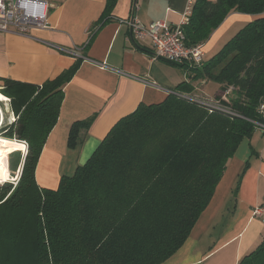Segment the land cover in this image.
<instances>
[{"label":"trees","instance_id":"obj_1","mask_svg":"<svg viewBox=\"0 0 264 264\" xmlns=\"http://www.w3.org/2000/svg\"><path fill=\"white\" fill-rule=\"evenodd\" d=\"M117 1L108 0L105 16ZM234 12L261 15L264 0H196L183 28L187 45L204 44ZM78 67L42 86L8 79L0 86L17 117L4 137L29 148L24 160L10 161L13 172L20 168L17 186H0V264H164L190 237L242 140L256 131L250 120L260 119L264 97V18L245 26L201 68L192 67L198 78L220 85L215 99L239 117L174 95L141 104L72 177L56 189L41 188L36 168ZM92 122L71 127L70 148ZM7 157L0 161L2 180L11 178L3 166ZM239 264H264V241Z\"/></svg>","mask_w":264,"mask_h":264},{"label":"crops","instance_id":"obj_2","mask_svg":"<svg viewBox=\"0 0 264 264\" xmlns=\"http://www.w3.org/2000/svg\"><path fill=\"white\" fill-rule=\"evenodd\" d=\"M44 1L50 4L51 29H33L30 37L0 33V86L5 79L42 86L79 63L64 87L58 122L36 168L41 188L56 189L63 177H72L122 118L141 104L163 103L167 90L213 99L221 95L220 85L198 78L188 64L154 60L151 40L135 38L125 23L132 19L134 0H118L107 16L108 0ZM195 1L138 0L136 19L147 26L163 20L175 27ZM262 18L264 13L230 14L204 43L206 62L245 26ZM89 119L90 128L82 131L78 146L70 148L71 127ZM2 148L0 155L6 153L7 147ZM258 207L264 208L261 131L242 140L190 237L164 264H239L264 241V222L253 215Z\"/></svg>","mask_w":264,"mask_h":264},{"label":"built area","instance_id":"obj_3","mask_svg":"<svg viewBox=\"0 0 264 264\" xmlns=\"http://www.w3.org/2000/svg\"><path fill=\"white\" fill-rule=\"evenodd\" d=\"M193 4L189 3L185 10L182 22L175 27L166 21H156L150 25H144L137 19H131L125 23L131 28L135 38H149L152 42L154 60L163 59L175 65L188 64L191 68H201L206 62L204 44L188 46L184 34V26L189 22ZM50 4L44 0H0V33L30 37L33 29L48 30L51 25L48 20ZM146 84L157 85L148 80H142ZM233 89L230 88L223 95V100L228 101ZM167 95H174L181 99L195 103L206 108L210 113L219 112L232 117H239L231 107L216 99L206 96H198L177 91L167 90ZM257 112L259 120H250L256 131L264 132V97L260 100ZM14 114L12 118L15 122ZM0 125L3 122L1 116ZM12 122V123H13ZM253 215L264 222V208L258 207Z\"/></svg>","mask_w":264,"mask_h":264},{"label":"rangeland","instance_id":"obj_4","mask_svg":"<svg viewBox=\"0 0 264 264\" xmlns=\"http://www.w3.org/2000/svg\"><path fill=\"white\" fill-rule=\"evenodd\" d=\"M1 116L3 117V122H2L3 127L1 128V129H3V131H2V133L0 132V137L2 136V138H5L4 137V133L7 131V129L12 124H14V122H13L14 119L12 118V110H11V107H10V100H9V98H7V100L5 99V101H1L0 100V122L2 120L1 119ZM14 118H15V121H16L17 120V117L15 116ZM5 139H7V138H5ZM24 143H25L26 146H24V147L22 146L23 148H20V147H7L8 149L5 148L6 149V153H5L6 155L3 154V156H0V157H2V159L6 158L8 156L7 157L8 161L6 163L4 162L3 163V166H6L8 168L7 170H9L10 171V174H11V178H9V179L7 178V180H2V177L0 178V186H3L5 183H12V184H14V187L17 186V184H18V182L20 180V177H21V174L19 175L20 168H18L15 172H13L11 170V167H10V165H11V162L10 161L11 160L15 161L17 159L16 156H21L22 157V160H24L26 158V156L28 155L29 148H28V144L26 142H24ZM0 149H2V146L0 147ZM17 150H20L21 151L20 154H15V155L9 157L14 151H17ZM0 161H1V159H0Z\"/></svg>","mask_w":264,"mask_h":264},{"label":"bare ground","instance_id":"obj_5","mask_svg":"<svg viewBox=\"0 0 264 264\" xmlns=\"http://www.w3.org/2000/svg\"><path fill=\"white\" fill-rule=\"evenodd\" d=\"M185 65V64H184ZM2 98V99H1ZM5 99L7 100V98L3 97L1 94H0V100L1 101H5ZM3 127V124L0 125V129ZM0 146H4V147H20V148H23L24 146H26L24 144V142H19V141H16V140H8V139H5V138H2V136L0 137ZM23 146V147H22ZM0 159H2V157H0Z\"/></svg>","mask_w":264,"mask_h":264},{"label":"water","instance_id":"obj_6","mask_svg":"<svg viewBox=\"0 0 264 264\" xmlns=\"http://www.w3.org/2000/svg\"><path fill=\"white\" fill-rule=\"evenodd\" d=\"M137 1L138 0H134V7H133L132 19H136V16H137Z\"/></svg>","mask_w":264,"mask_h":264}]
</instances>
